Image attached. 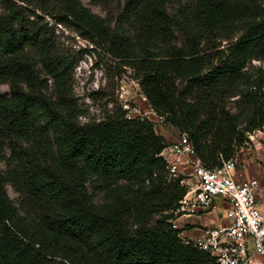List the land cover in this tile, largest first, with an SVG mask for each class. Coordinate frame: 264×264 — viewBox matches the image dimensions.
<instances>
[{"label":"trees","instance_id":"16d2710c","mask_svg":"<svg viewBox=\"0 0 264 264\" xmlns=\"http://www.w3.org/2000/svg\"><path fill=\"white\" fill-rule=\"evenodd\" d=\"M93 1L117 3L116 16L80 0H1L0 264H215L181 237L191 227L173 226L187 188L166 169L154 123L118 105L80 122L55 28L129 69L155 115L214 169L264 136V0L173 11V0Z\"/></svg>","mask_w":264,"mask_h":264},{"label":"built area","instance_id":"2783aa9c","mask_svg":"<svg viewBox=\"0 0 264 264\" xmlns=\"http://www.w3.org/2000/svg\"><path fill=\"white\" fill-rule=\"evenodd\" d=\"M163 152L169 156H162L169 174L182 177L187 188L179 202L181 217L206 214L218 202L226 205L223 212L228 223L203 230L196 245L215 264H264V214L259 209L257 180L241 179L234 159L214 169L205 168L185 134H179ZM173 226L177 228L174 222Z\"/></svg>","mask_w":264,"mask_h":264},{"label":"rangeland","instance_id":"374dc122","mask_svg":"<svg viewBox=\"0 0 264 264\" xmlns=\"http://www.w3.org/2000/svg\"><path fill=\"white\" fill-rule=\"evenodd\" d=\"M80 1L84 7L105 20L114 18L119 8L117 3L111 4L108 7H102L93 0ZM173 1H175V4L171 8V11L175 9L177 3L190 5L192 0ZM55 34L61 52L67 56L72 65L71 86L73 98L83 114L80 122L101 120L110 114L114 106L118 105L127 113V117L129 118L145 117L152 121L156 132L165 139L167 144L176 141L179 132L164 123L161 118L154 114L148 103L143 102L144 97L141 95L136 82L131 78L129 69L122 67L120 62L110 59L101 50L88 45L86 41L79 38L70 30L56 26ZM225 44L226 42H221L220 49ZM253 65L259 66L260 63L253 62ZM7 92L8 87L0 85V93ZM229 107L234 111L235 106L232 102H230ZM256 134L257 131L248 136L250 142L239 150L234 160L236 172L239 175L251 176L252 179L257 180L259 184V200L262 209H264V136L262 134V139L259 141V149H261L262 155H256L254 152L257 144ZM7 194L16 203L18 196L9 186H7ZM99 199L100 196L95 197L96 202H99ZM225 208L226 205L218 203L217 209L212 213V217H222ZM262 213L264 214V210ZM179 220H181V216L174 223L179 225L177 223ZM207 228L211 227H206L205 229Z\"/></svg>","mask_w":264,"mask_h":264},{"label":"crops","instance_id":"0c3cea01","mask_svg":"<svg viewBox=\"0 0 264 264\" xmlns=\"http://www.w3.org/2000/svg\"><path fill=\"white\" fill-rule=\"evenodd\" d=\"M262 139V133L261 132H257L256 134V140H257V144L255 146L254 152L256 155L261 154L262 155V151H260L261 149H259L260 147V143L259 141ZM162 156L165 158L169 159V156L163 152ZM258 158V157H257ZM243 173V172H242ZM241 179L243 180H248V179H252L251 176H247V175H239ZM260 198V194H258V199ZM220 203V202H218ZM217 203V205H218ZM217 209V208H215ZM213 209L212 211L206 213V214H202L200 216H195V215H191V216H182L181 220L182 221H178L177 223L179 225H177L178 229H182L185 227H191L189 230L186 229L184 231H182L181 233V237L183 238H187L191 241H195L197 238L202 236V232L206 227H215V226H222V225H226L228 223V221L224 218V215L222 217L219 218H213L212 217V213L215 210ZM259 209L262 212L264 209H262L261 207V203L259 200ZM180 222V223H179Z\"/></svg>","mask_w":264,"mask_h":264},{"label":"bare ground","instance_id":"6f19581e","mask_svg":"<svg viewBox=\"0 0 264 264\" xmlns=\"http://www.w3.org/2000/svg\"><path fill=\"white\" fill-rule=\"evenodd\" d=\"M145 99H146V98H144V99H143V102H144V101L146 102V100H145ZM179 221H182V220H179ZM179 223H180V222H179ZM175 225H176V224H175Z\"/></svg>","mask_w":264,"mask_h":264}]
</instances>
